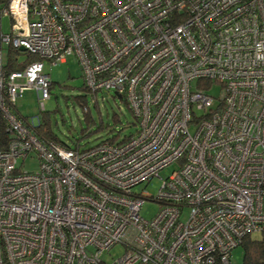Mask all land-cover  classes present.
<instances>
[{"label": "built area", "instance_id": "obj_1", "mask_svg": "<svg viewBox=\"0 0 264 264\" xmlns=\"http://www.w3.org/2000/svg\"><path fill=\"white\" fill-rule=\"evenodd\" d=\"M8 47L38 59L8 70ZM67 56L88 88L125 99L128 138L74 149L18 113L27 88L43 109L44 62ZM0 121V264H231L264 233V0H7ZM169 165L157 194L133 190Z\"/></svg>", "mask_w": 264, "mask_h": 264}, {"label": "rangeland", "instance_id": "obj_2", "mask_svg": "<svg viewBox=\"0 0 264 264\" xmlns=\"http://www.w3.org/2000/svg\"><path fill=\"white\" fill-rule=\"evenodd\" d=\"M2 5L0 4V9ZM10 23V17L3 15L1 30L8 32ZM25 57L24 52H19L17 54L18 62H22ZM44 71L49 74L52 85L49 89V97L43 100V109L40 107L38 92L33 88L24 89L15 100L18 113L28 123H35V117L37 116L39 123L47 122L48 128L59 140L70 146L78 142L80 147L92 146L117 132H119L118 139L134 132L135 126L132 124L134 119L126 103L113 91H98L93 96L82 89L83 81L80 69L73 56H67L64 62H57L54 65L45 61ZM219 89L218 85L213 84L207 91L213 96H218L221 94ZM78 95H85L88 116L91 118L89 123L86 122L82 108L76 101L75 96ZM100 123L103 126L101 130L97 129ZM82 129L89 130V134L82 135ZM18 161L20 163L21 160ZM172 167V165H169L162 168L158 171V176H153L149 181L142 182L133 190L147 192L151 195L157 194L162 179L170 174ZM24 168L35 171L38 166L36 161H25ZM157 209V203L145 201L140 214L145 218H151ZM250 236L258 238L259 234L252 232ZM122 253V245L115 244L104 252L102 257L110 261ZM242 257L243 248L238 245V247L232 248L229 261L231 264H242Z\"/></svg>", "mask_w": 264, "mask_h": 264}, {"label": "trees", "instance_id": "obj_3", "mask_svg": "<svg viewBox=\"0 0 264 264\" xmlns=\"http://www.w3.org/2000/svg\"><path fill=\"white\" fill-rule=\"evenodd\" d=\"M6 1L7 0H0V4H3L2 7L5 5ZM19 52H24V51H19L17 49H10L9 47L7 48V50L5 51V58H6L5 68L6 69H8V70L20 69V68L24 67L25 64H27V63L35 60V59H38V57L36 55L24 52L26 54L25 59L22 62H18L17 54ZM80 75H81V72H80ZM51 85H52V81H51ZM51 85H50V88H51ZM82 89L84 91H86L87 93L92 94L93 96L99 91V90H91L90 88H88L84 84V82L82 83ZM75 97H76L77 103L82 108L86 122L89 123L91 118L88 116V108H87L86 101L84 98L85 95H78ZM120 99L126 103L128 109H129V111H130V113L134 119L132 124L135 126V129H136V121H137L136 117L133 115L132 110L129 107V105L127 104V102L125 101V99L123 97H120ZM37 127H38L37 129H38L39 136H41L43 138L54 139V140L64 144L65 146H68L70 148L83 150V149H86V148H89V147H92L95 145L94 144V145L88 146V147H80L79 143L76 142L75 145L70 146V145L62 142L61 140H59L52 133V131H50V129L47 126L46 121L39 123V125ZM97 129H100V130L103 129V126L101 123L98 125ZM81 134L87 135V134H89V130L82 129ZM131 134L132 133H130L129 135H124L122 138L118 139L119 132H117L116 134H113L112 136H110L108 138H104V139L100 140L99 142L105 141V140L110 141V142H114V143L115 142H121V141L125 140L126 138H128ZM7 138H9V135L5 131V128L3 126L2 121H0V149L5 147V144H6L5 140ZM250 234L247 233L246 235H244L243 238L241 239V242L238 244L239 246H241V248H243V257L241 259L242 264H264V233H262V234L257 233V234H259L258 238H252L250 236Z\"/></svg>", "mask_w": 264, "mask_h": 264}, {"label": "water", "instance_id": "obj_4", "mask_svg": "<svg viewBox=\"0 0 264 264\" xmlns=\"http://www.w3.org/2000/svg\"><path fill=\"white\" fill-rule=\"evenodd\" d=\"M19 50L20 51H24V48L23 47H19ZM118 96V95H117Z\"/></svg>", "mask_w": 264, "mask_h": 264}]
</instances>
